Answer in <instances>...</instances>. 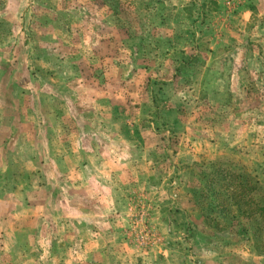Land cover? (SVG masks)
Returning <instances> with one entry per match:
<instances>
[{
  "label": "rangeland",
  "instance_id": "374dc122",
  "mask_svg": "<svg viewBox=\"0 0 264 264\" xmlns=\"http://www.w3.org/2000/svg\"><path fill=\"white\" fill-rule=\"evenodd\" d=\"M0 264H264V0H0Z\"/></svg>",
  "mask_w": 264,
  "mask_h": 264
}]
</instances>
